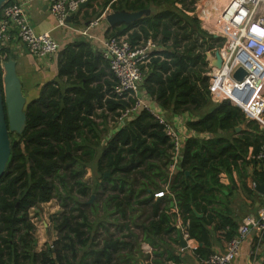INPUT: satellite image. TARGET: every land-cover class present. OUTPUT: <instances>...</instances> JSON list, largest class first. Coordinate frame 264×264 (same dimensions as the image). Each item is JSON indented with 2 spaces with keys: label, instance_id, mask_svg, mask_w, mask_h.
I'll return each mask as SVG.
<instances>
[{
  "label": "trees",
  "instance_id": "16d2710c",
  "mask_svg": "<svg viewBox=\"0 0 264 264\" xmlns=\"http://www.w3.org/2000/svg\"><path fill=\"white\" fill-rule=\"evenodd\" d=\"M194 4L116 0L112 11H157L112 28L106 37L126 36L131 46L155 44L149 61L140 66V89L167 115L188 116L184 125L192 136L183 143L178 167L169 171L172 144L145 109L123 126L106 128L135 100L116 98L117 81L89 43L67 46L57 74L60 80L66 78L67 87L46 83L38 98L26 103L24 131L10 134V157L0 178V264H122L140 254L134 247L138 238L127 224L89 219L83 205L92 193L106 195L104 210L112 206L122 219L132 203L140 209L150 205L142 241L151 244V238L174 232L171 218L178 213L187 222L188 237L202 244L195 251L201 260L212 254V231L222 232L225 241L234 235L238 226L228 207H207L218 202L217 193L224 188L221 173L230 176L238 162L264 165L250 158L264 143V129L228 101L210 100L207 53L223 40L203 29L195 14L189 15ZM0 57L14 58L8 48L0 49ZM87 168L94 173V185L83 180ZM254 175L255 181L264 180V170ZM155 178L166 183V194L159 184L151 188L146 182ZM159 192L163 195L153 200ZM55 194L64 204L70 197L74 205L52 218L58 237L37 251L33 219ZM200 203L206 218L193 213ZM174 205L177 213H170ZM171 259L179 261L177 256Z\"/></svg>",
  "mask_w": 264,
  "mask_h": 264
},
{
  "label": "built area",
  "instance_id": "2783aa9c",
  "mask_svg": "<svg viewBox=\"0 0 264 264\" xmlns=\"http://www.w3.org/2000/svg\"><path fill=\"white\" fill-rule=\"evenodd\" d=\"M93 1L49 0V10L56 18L57 26L63 27L68 16L76 14L82 4ZM218 22L220 30L217 35L223 41L214 51H219L222 62L219 69L213 67L211 61L214 60V51L209 53L206 75L209 77L210 100L214 103L228 101L240 108L248 119L264 125V0H227ZM96 24L97 21H90L88 27ZM82 33L86 34V31ZM251 33L262 37L256 38ZM13 35L37 59L47 58L59 48V44L49 33L36 34L33 31L27 0H8L0 9V49L8 46ZM155 48L151 41L131 46L126 36H116L103 42L101 52L111 75L117 81L114 88L116 98L135 100L131 107L115 118V128L134 118L140 109L148 111L162 126L165 136L172 144L169 169L173 171L179 165L183 143L192 133L184 124L178 123L180 120L169 119L158 106L146 103L138 96L142 81L140 66L149 61ZM3 62L0 57L1 72ZM239 68L243 69L245 75L236 80L233 74ZM250 158L258 162L264 161V143L259 152ZM162 195L163 192H159L155 197ZM250 231L259 237L264 232V202L255 216L243 219L227 241L225 250L208 255L202 260L203 264H231L239 255L241 243Z\"/></svg>",
  "mask_w": 264,
  "mask_h": 264
},
{
  "label": "crops",
  "instance_id": "0c3cea01",
  "mask_svg": "<svg viewBox=\"0 0 264 264\" xmlns=\"http://www.w3.org/2000/svg\"><path fill=\"white\" fill-rule=\"evenodd\" d=\"M27 1L28 16L33 31L36 34L49 33L59 44L58 50L53 55L44 59L34 58L29 53L25 45L17 40L14 35L6 47L11 51L14 57L13 59L16 62V73L22 84L23 96L26 103H30L38 98L41 88L48 82L58 81L62 89L67 87V85H65L66 78L60 80L57 76L59 60L63 54L62 52L67 46L76 45L80 42H87L91 45L93 51L102 56V44L106 40L107 34L112 28H114L108 25L105 20V15L114 12L112 11L111 5H114L116 0H94L91 3H88L85 7L80 8L76 14L71 15L72 18L70 21H66V25L63 27L57 26L56 18L49 10V0ZM201 1L203 0L197 1L198 3L195 6L194 12L189 15L195 14L200 20V24L203 29H205L208 33L217 35L220 30L218 19L220 17L221 10L224 7L223 5L227 3L224 1L227 0H221L222 4H224L220 7L213 5L210 8L207 6V3H202ZM210 2L215 4L216 1L211 0ZM175 5L180 7L177 3ZM144 10L148 11V13L142 14L140 18L149 16L152 12L155 13L157 11L156 8ZM90 21H97V24L92 27H88ZM210 25L213 27L211 28ZM82 31H86V34H83ZM207 58L210 59L209 53H207ZM138 96L146 103H152L155 107H157V104L150 100L141 89H139ZM168 118L172 120H180L178 123L184 124L188 116L168 115ZM99 120L100 119H96L97 122H99ZM108 127L109 126L106 128ZM100 128L104 129L102 125H100ZM205 136L209 137L211 135L208 134ZM261 170H264V165L262 163L245 164L238 162L237 168L231 170L230 176H227L225 173H221L219 175L220 182L224 185V188L217 193L218 202L209 205L207 210L212 208L222 209L221 204L224 203L228 207L229 213L236 226H239L245 217L255 216L258 208L264 202V195L258 193L254 188V174L255 172H261ZM149 181L150 180L146 179V182L149 183L151 188H153L154 183H156L164 188V194L167 193L166 183L160 181L159 178H155L150 182ZM96 195L98 198L95 203L98 202L97 205L100 206V210L97 212L96 221H103L105 219L114 223L115 219H117L118 224H127L129 231H132L138 238V243L134 247L140 251V254L135 253L133 259H129L127 262L122 264H203L202 260L195 252L196 249L202 246V244L197 242L195 239L188 237L186 231L187 222L184 223L180 215L177 213L176 205L170 208V213H177L176 217L171 218L174 222V232H171L168 235L161 234L156 238H151V244L149 242L142 241L144 229L149 222L147 215L150 211V205H147L145 209H140L136 204L132 203V208L126 211L125 218L122 219L120 214L115 212L112 206L104 210L103 201L106 195H98L95 193V196ZM93 197H90L89 201L85 202V206L89 205L91 201L94 200ZM156 198L157 197L154 196L153 200ZM202 205L203 203H200L199 209H193L194 215L200 219L206 218V211H203ZM210 213L212 214L211 211ZM43 224V232L39 233L38 231V234L36 235L37 251L42 250L46 243H50L58 237V231L56 229H50V226L44 222ZM34 225L36 227L35 223ZM210 228L211 227H209V229ZM110 231H115L113 226L110 227ZM179 233L182 234L183 242L185 244L184 247L179 243ZM221 234L222 232H211L210 250L212 253L223 252L225 250L227 241L223 239ZM127 240L133 241L131 237L127 238ZM173 256H177L179 261H173L171 259ZM260 263H264V236L259 237L255 232L250 231L241 243L239 255L231 264Z\"/></svg>",
  "mask_w": 264,
  "mask_h": 264
},
{
  "label": "water",
  "instance_id": "95a60500",
  "mask_svg": "<svg viewBox=\"0 0 264 264\" xmlns=\"http://www.w3.org/2000/svg\"><path fill=\"white\" fill-rule=\"evenodd\" d=\"M8 0H0V9ZM87 3L82 4L80 8L85 7ZM148 11L127 12L114 11L105 15V20L110 27L117 25L129 24L136 21L142 14H147ZM72 16H68L67 22ZM217 37V35H214ZM214 60L211 61L213 67L219 69L221 66V56L218 50L213 53ZM245 72L239 68L233 74L236 80L242 79ZM26 100L22 93V84L16 73V62L12 57H8L3 62L2 74L0 77V178L5 172L11 152L10 134H21L26 127ZM241 127H236L235 131L241 130ZM107 177V173L104 174ZM185 175H189L186 171ZM255 190L264 195V180L262 182H254ZM92 198V196H91ZM179 243L184 247L182 234L179 233Z\"/></svg>",
  "mask_w": 264,
  "mask_h": 264
},
{
  "label": "rangeland",
  "instance_id": "374dc122",
  "mask_svg": "<svg viewBox=\"0 0 264 264\" xmlns=\"http://www.w3.org/2000/svg\"><path fill=\"white\" fill-rule=\"evenodd\" d=\"M197 1L198 0H195L194 8H195L196 4L198 3ZM210 1L211 0H203L201 2L202 3H207V6L210 8V7H212V5H214ZM226 2L227 1H225V3ZM223 4L222 3L220 4V2H219V3L216 4V6L220 7ZM115 126H116V124L114 122H112V121L109 122V127L115 128ZM261 126H263V128H264V125H261ZM94 179H96V178L94 176V173H93L92 169L87 168L86 172H85V174L83 176V180L86 183H88V184L94 185L95 184V182H94L95 180ZM59 189H61V188L59 187ZM61 193H62V196L65 197L64 191L61 190ZM99 194L100 193H98V195ZM91 196L92 197L94 196L93 197L94 200H92L89 205H86V206L83 205V207H84L85 211L87 212V214L89 216V219L91 221H95L97 219V212L100 210V206L97 205L98 202L95 203V201L97 200L98 196L97 195L95 196L94 193H92V195L89 194L88 197H86L84 199V201L88 202L89 198ZM93 204H96V205H93ZM73 205H74V203H73V201H72V199L70 197L66 198L65 204H64L63 200L61 198L57 197L56 194L54 195V198L51 201L41 205V207L38 210L39 214L37 216H34V219H33V222L36 224V232H37L36 235L38 234V231H39V233L43 232V230H44L43 222L45 224H47L48 226H50V229L53 228L54 224H55V221L52 220V218H55V216H58V215H61V214L65 213V212H67L69 207H71ZM31 213H33V211H31Z\"/></svg>",
  "mask_w": 264,
  "mask_h": 264
},
{
  "label": "clouds",
  "instance_id": "9594fccd",
  "mask_svg": "<svg viewBox=\"0 0 264 264\" xmlns=\"http://www.w3.org/2000/svg\"><path fill=\"white\" fill-rule=\"evenodd\" d=\"M251 35L254 36V37H256V38H261L262 37V35H259V34H253V33H251Z\"/></svg>",
  "mask_w": 264,
  "mask_h": 264
}]
</instances>
